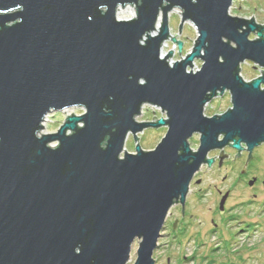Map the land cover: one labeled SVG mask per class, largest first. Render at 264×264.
Listing matches in <instances>:
<instances>
[{"label":"water","instance_id":"95a60500","mask_svg":"<svg viewBox=\"0 0 264 264\" xmlns=\"http://www.w3.org/2000/svg\"><path fill=\"white\" fill-rule=\"evenodd\" d=\"M232 3L0 0V264H127L134 239L133 264H154L165 217L185 204L201 167L212 165L208 153L219 151L220 167L228 158L224 147L249 159L264 144V91L256 87L260 80L264 89V38L256 39L264 24L230 15ZM176 4L184 9L179 33L194 21L201 36L169 69L172 52L165 61L157 57L167 40L182 51L168 30ZM127 5L134 16L118 19L115 11ZM191 56L206 61L194 76L184 74ZM246 61L262 69L251 81L240 75ZM225 91L230 108L204 115L209 100ZM146 104L169 119L137 121ZM70 107L86 110L39 134L49 113ZM161 126L159 143L143 150L138 134ZM129 134L133 153L123 147ZM194 134L196 150L189 143Z\"/></svg>","mask_w":264,"mask_h":264},{"label":"rangeland","instance_id":"374dc122","mask_svg":"<svg viewBox=\"0 0 264 264\" xmlns=\"http://www.w3.org/2000/svg\"><path fill=\"white\" fill-rule=\"evenodd\" d=\"M230 6V15L246 19L253 16V20L257 24H264V0H233ZM131 7L134 9V6ZM134 14L135 11L133 14L123 13L118 19L130 18ZM179 18L180 15L174 10L168 13V30L171 36L176 34L175 40L182 42V50L191 49L195 40L191 34V24L184 23L179 33ZM161 22L162 19L159 26ZM248 36L250 39L256 37L255 33H250ZM169 44H174L177 49L175 43L167 40L163 51H166ZM177 53L179 54L178 50ZM254 66L255 64L249 61L240 65V75L244 81H251L261 75V68ZM230 106V95L225 91L222 95L209 100L203 113L210 117L223 113ZM81 109L80 107H70L68 112L78 115L83 112ZM157 109L161 111L159 107L146 104L142 107L141 114L135 119L137 121H152V117L155 116L158 120L161 115ZM66 115L67 113L63 111L49 113L42 123L43 129L39 134L56 132ZM165 132L166 127L163 126L148 127L138 134V144L143 150H151L159 143ZM189 143L190 147L196 150L199 144V135L194 134ZM55 144L54 141L50 145L54 146ZM135 144L136 141L129 134L123 147L126 151L133 153ZM223 152L230 158L240 157L239 155L235 156L236 150L229 146L224 147ZM218 154V150L210 151L207 157L218 161ZM252 154L255 158L250 164L251 172L255 176L264 178V144L256 147ZM244 161H246V151L243 150V156L237 163L226 167H223L222 163L220 171H216L215 165L201 167L190 183L185 205H183L188 215L186 217L188 229L182 232L179 230V224H176L175 231L170 228L174 220L178 219L181 214L180 204L173 205L168 216L165 217L166 221L157 241L158 246L152 255L155 260L154 264H264V189L258 192L245 184L234 183L237 172L245 164ZM234 169L235 171L231 173ZM226 175L229 179L223 181V176ZM197 180L200 181L199 184H196ZM217 190H220L221 194L229 191L230 196L225 203L229 209L222 216L214 217L213 209L218 206L217 204L221 200V196L216 194ZM252 193L257 195L254 197ZM137 247L138 240L134 239L127 264H133L136 259Z\"/></svg>","mask_w":264,"mask_h":264},{"label":"clouds","instance_id":"9594fccd","mask_svg":"<svg viewBox=\"0 0 264 264\" xmlns=\"http://www.w3.org/2000/svg\"><path fill=\"white\" fill-rule=\"evenodd\" d=\"M191 2L193 4L197 3L198 0H191ZM140 3H142V0H140ZM174 11L175 13L183 16V13H184V9L182 6H180L179 4H176L175 7H174ZM90 19V17H89ZM152 36H156L158 35L157 32H151L150 33ZM191 34L193 36L194 39H198L200 36H201V32L199 31V28H198V25L193 21L192 24H191ZM264 38V34H261V35H258L256 37L257 40H260ZM138 43L143 46L144 45V41L143 40H139ZM207 46V41L205 40L204 41V46H201L198 51H199V54L201 56H204L205 55V47ZM236 45H233V47H235ZM172 52V56H170L167 61H166V65L169 69H174L176 64L178 62H181V61H185L186 58H188V52L191 51V49H187V50H182L179 54L177 53V50L175 48V45L174 44H169L167 45V49L166 51H163L161 52V54L157 57L159 60L161 61H165V57L168 55V52ZM206 61H203L201 59H194L193 56H191L190 58V67H187L185 70H184V74L185 75H197L198 73H200L203 69V66L205 65ZM131 79V77H129ZM137 80H138V83L140 85H144L147 83V80L146 78L144 77H137ZM256 87L259 91H264V89L260 88V84L262 83V81L260 80H257L256 81ZM86 109H81V111H85ZM104 112H108V108L105 107L102 109ZM158 111H160L159 109H157ZM160 115L161 117L163 118V120H168L169 119V116L167 115L166 111H160ZM83 126V125H81ZM35 132V131H34ZM109 140V136L108 135H105L104 139L100 142L99 144V147L101 149H106L107 147V142ZM79 246H75L74 248V253L76 254H79Z\"/></svg>","mask_w":264,"mask_h":264},{"label":"flooded vegetation","instance_id":"af4514ba","mask_svg":"<svg viewBox=\"0 0 264 264\" xmlns=\"http://www.w3.org/2000/svg\"><path fill=\"white\" fill-rule=\"evenodd\" d=\"M230 147V146H229ZM255 149V148H254ZM239 153V156L242 157L243 156V150L240 151ZM253 153V152H252ZM240 157H236V158H226L222 163H223V167H226L228 165H233L234 163H237V161L240 159ZM255 157L253 156V154L251 155V157L248 159V153L246 152V161L243 168L240 169L237 174H236V177L234 179V183H237V184H245L247 185V187H249L250 189H253V190H256L258 192L262 191V189H264V186H263V182H264V178H260L259 176H255L252 174V170H251V167H250V164L253 163L252 159H254ZM217 159H214V161L212 162V165L216 167V171H220L221 170V166L219 167L218 166V163L219 161H216ZM242 160V158H241ZM235 169L232 172H234ZM229 179V177L226 175V176H223V181ZM251 180H254L253 184L252 185H249L248 182L251 181ZM200 183V181H199ZM198 183V184H199ZM197 184V183H196ZM255 191V192H256ZM227 194V198L230 196L229 191H225L224 194ZM218 195H220L221 197L224 195V194H221V191L220 190H217V193ZM252 195L255 197L257 194L256 193H252ZM220 197V199H221ZM227 198L222 206V208H220V205H218L220 203V200H219V203L217 204L218 206L215 207L213 209V216L216 217V216H222V214H225L227 211H228V207L227 205L225 204L227 202ZM185 205V204H184ZM181 206V205H180ZM187 212L185 211L184 209V206H181V214L179 216L178 219H175L172 226L170 227L172 230L174 229L175 231V227H176V224H179L180 225V229L179 230H187L188 229V221L186 219L187 217ZM211 221L213 222V218L211 219ZM177 231V230H176ZM181 232V231H179Z\"/></svg>","mask_w":264,"mask_h":264},{"label":"bare ground","instance_id":"6f19581e","mask_svg":"<svg viewBox=\"0 0 264 264\" xmlns=\"http://www.w3.org/2000/svg\"><path fill=\"white\" fill-rule=\"evenodd\" d=\"M133 10H134L133 7L127 5V6H124V7H120V6H119L115 12H116V16H117V18H119V17H120V14H123V13H130V14L132 13V14H133V13H134ZM160 18H161V16H159L158 19H157V20H158V24H159L160 21H161ZM126 19H129V18H126ZM155 32H157V31L155 30ZM164 44H165V42L162 44L161 52H163ZM68 109H70V108L63 109V112L67 113V115L71 114V113L68 112ZM40 134H41V133H40Z\"/></svg>","mask_w":264,"mask_h":264}]
</instances>
